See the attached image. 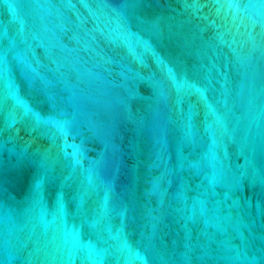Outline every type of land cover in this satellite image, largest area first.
<instances>
[{"label": "water", "instance_id": "1", "mask_svg": "<svg viewBox=\"0 0 264 264\" xmlns=\"http://www.w3.org/2000/svg\"><path fill=\"white\" fill-rule=\"evenodd\" d=\"M0 264H264V0H0Z\"/></svg>", "mask_w": 264, "mask_h": 264}]
</instances>
